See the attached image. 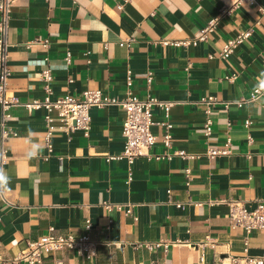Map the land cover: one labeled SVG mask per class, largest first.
Here are the masks:
<instances>
[{"label":"crops","instance_id":"0c3cea01","mask_svg":"<svg viewBox=\"0 0 264 264\" xmlns=\"http://www.w3.org/2000/svg\"><path fill=\"white\" fill-rule=\"evenodd\" d=\"M215 16L220 19L206 41L176 43L197 35ZM252 25V36L229 58L221 57L226 40ZM131 37V44H120ZM36 38H48L49 46ZM8 40V93L22 104L10 108L6 122L17 134L2 137L0 127V149L7 150L0 168L8 177V201L0 197L2 259L17 256L28 240L50 232H89L98 253L88 260L64 250L40 264H59L58 259L62 264H240L235 258L264 257V229L246 243L245 231L226 216L228 206L210 202L234 198L252 207L264 199V96L242 106L213 105L210 136L204 131L202 100L209 95L240 100L255 89L264 72V18L256 5L234 0H14ZM47 66L53 69V98L86 89L124 98L131 70L130 88L140 98L174 101L168 118L161 108L153 109L151 128L162 135V122L168 119L171 145L158 140L151 156H139L133 164L110 158L124 148L126 113L119 104L93 106L90 134L56 130L45 160L46 110H31L24 103L44 98L41 71ZM211 148L228 151L210 156ZM30 150L37 153L31 159ZM186 169L191 170L189 184ZM104 202L130 203L134 215L108 210ZM87 217L93 221L90 231ZM161 241L168 243L166 249L146 245Z\"/></svg>","mask_w":264,"mask_h":264},{"label":"built area","instance_id":"2783aa9c","mask_svg":"<svg viewBox=\"0 0 264 264\" xmlns=\"http://www.w3.org/2000/svg\"><path fill=\"white\" fill-rule=\"evenodd\" d=\"M246 2L256 5L262 17L264 18V5L258 0H234V4ZM14 0H0V127L2 130V137L6 135H16L15 130H8L6 122L11 117L10 108L14 105L22 104L16 96L8 93L9 78L11 75V67L9 64V40L8 33L10 28L11 13ZM228 7L222 10L226 13ZM219 16L211 18L203 27L200 28L197 35L192 38H186L176 43L183 45H197L200 42L206 41L209 34L213 31ZM260 20L256 22L259 24ZM255 25H252L245 30L240 31L236 36L226 40L223 45L220 55L223 58H229L236 50V48L244 41L249 39L254 32ZM35 41L41 42L43 46H49L50 40L48 38H36ZM134 38H127L121 40L120 44H131ZM166 43V42H165ZM71 52L67 54V60L70 61ZM232 76L231 78H234ZM132 71L127 72V95L124 98H116L105 95L101 89H86L80 95L65 94L53 98V69L47 66L41 71V79L43 81V88L45 96L43 99H34L24 103L29 109L44 108L46 131L44 135V146L48 153L44 155V159L48 160L54 148L53 134L56 130H64L68 133L80 130L85 136H88L92 127V116L90 109L93 106L103 107L110 104H119L125 110V118L123 120V136L125 138L124 148L118 155L110 156V158H125L129 164H133L139 156H151V149L154 144L161 140L164 145L170 146L172 142L171 129L172 123L166 119L162 124L165 126V131L162 135L152 132V126L156 123L153 119V109L159 107L164 111L166 118L169 117L174 101L161 100L155 96H148L140 98L131 90L133 83ZM153 79V72H148V82ZM69 81H72L70 79ZM264 96V90L252 91L248 98L240 100H221L214 95L205 96L202 98L206 102V119L204 122V131L207 136H210L213 131L214 121L211 116L212 106L217 103H223L225 107H229L231 103H236L242 106L247 101L261 99ZM59 121V125H55V121ZM251 119H247L245 124L250 126ZM249 141L252 137L249 136ZM227 142H231V138H227ZM6 149L2 146L0 149V159L2 163L7 160ZM227 149L211 148L210 156L219 153H226ZM177 154L187 156L184 150L176 151ZM156 158H163L164 155H155ZM193 157V155L191 156ZM132 172H130L129 179H132ZM191 170L186 169L187 184L191 181ZM0 197L8 201L4 195V190H0ZM211 203H224L228 206L226 214L230 224L234 227H240L245 231V242H249L250 235L260 229H264V199L256 200V204L248 207L245 201L234 198H223L219 200L210 201ZM108 210H122L126 214H133V205L128 203H113L104 202ZM182 203L179 202L178 206ZM137 219V216H134ZM93 227L91 217L85 219V228L90 231ZM146 245L150 249L163 246L165 249L168 246L167 242H147ZM64 250L75 251L78 255L85 259L93 260L98 253V243L94 240L89 232L76 235L72 232L54 234L48 233L42 235L38 239L28 240L27 247L21 251L17 256L11 259H2L0 256V264H40L44 259L50 255ZM240 261V264H264V257H242L235 258ZM58 263L62 264V260L58 259Z\"/></svg>","mask_w":264,"mask_h":264},{"label":"clouds","instance_id":"9594fccd","mask_svg":"<svg viewBox=\"0 0 264 264\" xmlns=\"http://www.w3.org/2000/svg\"><path fill=\"white\" fill-rule=\"evenodd\" d=\"M259 90H264V72L260 73V76L257 78V85L254 89V91H259ZM36 151L30 150L27 153V156L29 159L33 158L36 156ZM8 184V177L6 172L0 168V190H8L7 188Z\"/></svg>","mask_w":264,"mask_h":264}]
</instances>
